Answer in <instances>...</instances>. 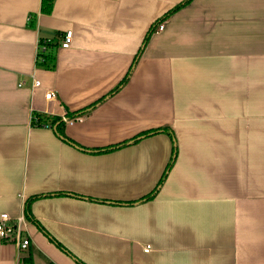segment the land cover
<instances>
[{
  "label": "crops",
  "instance_id": "crops-1",
  "mask_svg": "<svg viewBox=\"0 0 264 264\" xmlns=\"http://www.w3.org/2000/svg\"><path fill=\"white\" fill-rule=\"evenodd\" d=\"M183 1L0 0V214L29 238L0 264H264V0H190L132 64ZM161 126L160 184L168 133L97 151Z\"/></svg>",
  "mask_w": 264,
  "mask_h": 264
},
{
  "label": "trees",
  "instance_id": "trees-1",
  "mask_svg": "<svg viewBox=\"0 0 264 264\" xmlns=\"http://www.w3.org/2000/svg\"><path fill=\"white\" fill-rule=\"evenodd\" d=\"M190 0H184L183 2H181L180 4L176 5L174 8L168 10L165 14H163L160 18H158L154 23H152L148 29V31L146 32L141 47L138 50V52L136 53L133 63H135L137 57H139L140 52L142 50V48L144 47V45L147 43L148 39L150 38V35L158 30L159 25L162 23V21H164L170 14H172L174 11H176L177 9H179L180 7H182L183 5L187 4ZM52 2L53 0H41V8L40 10L44 13H49L52 9ZM57 40L56 39H52V40H44L42 38H40L38 40V48H40L41 45H45V49L44 50H38L37 52V58H36V65L39 67H44V68H48V69H52L54 67V61H55V55H54V48L57 45ZM131 69L128 71V73L124 76V78L120 81V84H123L127 81L129 74H130ZM119 84V85H120ZM117 89V88H116ZM116 89L112 90L115 91ZM110 91L109 94L112 92ZM108 94V95H109ZM106 98L105 96H102L100 98H98L97 100H95L90 106L85 107V108H81L78 110H73V111H68L66 110L64 113V117L65 118H71V117H75V116H79L82 115L85 111L88 110V108H92L95 105H97L98 103H100L101 101H103ZM64 118L62 119L60 116H54V115H49V114H45V113H39V112H33L32 113V117H31V123L35 126H49V127H53L57 130V132L63 136L62 131H61V124H63ZM158 131H164L166 133H168L171 137H172V141H173V149H172V157L170 159V161L168 162L162 176L160 177L159 183L160 184L163 179L166 176L167 170L170 168L172 161L175 158V151H176V145H175V140L173 138V133L171 131V129L168 126H161V127H157V128H151L145 131H142L136 135H134L133 137L123 140L122 142L116 144L113 147H102V148H98L99 150L97 151H106L109 150L111 148H116L119 145H125L128 143H132L136 140H138L141 137L150 135L152 133H156ZM64 137V136H63ZM67 139V138H66ZM68 140V139H67ZM69 142H71L70 140H68ZM73 143V142H72ZM154 191L152 190L149 194H146L142 199H149L152 197ZM25 206H27V204L25 203ZM31 219V218H30Z\"/></svg>",
  "mask_w": 264,
  "mask_h": 264
},
{
  "label": "built area",
  "instance_id": "built-area-1",
  "mask_svg": "<svg viewBox=\"0 0 264 264\" xmlns=\"http://www.w3.org/2000/svg\"><path fill=\"white\" fill-rule=\"evenodd\" d=\"M158 28H161V24ZM72 41V31L66 30L62 35L59 46L68 47ZM44 50L45 45H41L38 50ZM37 58V57H36ZM33 85H39V80L33 77ZM46 99H52L54 97V92L52 90L45 91L44 94ZM72 118H64V120H69ZM24 221L23 216L12 217L6 212L0 214V240L4 242L16 243L20 248H26L29 244V238L22 236V222ZM150 249V245L146 244L144 246V251L147 252Z\"/></svg>",
  "mask_w": 264,
  "mask_h": 264
}]
</instances>
